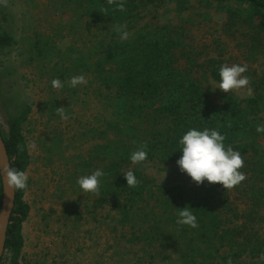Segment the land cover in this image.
Returning <instances> with one entry per match:
<instances>
[{"label":"trees","instance_id":"obj_1","mask_svg":"<svg viewBox=\"0 0 264 264\" xmlns=\"http://www.w3.org/2000/svg\"><path fill=\"white\" fill-rule=\"evenodd\" d=\"M67 1L88 19V29L96 27L99 38L92 48L75 51V55L65 53L66 58L60 60L62 73L92 76L96 96L110 117H104L99 128L83 141L88 145L87 155L67 156L62 151V138L44 140V159L51 162L56 158L58 168L66 171L60 174L59 191L76 194L81 176L103 170L96 202L99 206L111 204L121 227L131 230L125 237L141 246L137 260L142 264L166 259L171 264H228L229 259L231 264H264L259 260L264 253V133L256 132V126L264 124V72L247 75L253 96L229 92L214 98L209 81L220 83L219 67L228 64L219 38L198 48L191 42V28L185 24L137 26L141 13L151 5L173 4L182 16L189 0H125L124 12L107 0ZM216 1L226 14L224 32L229 36L242 34L248 59L255 54L264 56V0ZM206 2L213 5V0ZM123 25L130 33L125 41L116 30ZM14 44L11 33H0V49ZM49 45L38 36L34 53L53 60ZM59 65L54 63V72L59 71ZM7 79L5 71L0 73V101L16 106L17 111L8 119L7 132L0 129V133L10 164L27 171L32 157L23 126L31 106L17 84L6 83ZM57 104L53 98L49 105L53 109ZM191 128L219 130L226 138L225 146L245 156L240 171L247 178L240 185L225 190L220 184L204 181L195 191L181 185L169 187L147 173L145 165L149 163L177 164L182 156L179 140ZM141 144H147L148 158L133 165L130 155ZM18 145L24 151H18ZM129 169L140 181L137 187L127 186L123 174ZM186 205L197 216V228L176 224V208ZM30 212L25 190L16 191L5 246L10 254L8 264H21L23 225Z\"/></svg>","mask_w":264,"mask_h":264},{"label":"rangeland","instance_id":"obj_2","mask_svg":"<svg viewBox=\"0 0 264 264\" xmlns=\"http://www.w3.org/2000/svg\"><path fill=\"white\" fill-rule=\"evenodd\" d=\"M189 2V8L182 16L173 4L151 5L143 10L137 26L185 24L191 28V42L198 48L219 38L229 65L246 63L248 72L245 75L264 72V56L255 54L253 59H248L246 39L242 34L229 36L224 32L226 14L218 8L216 0L212 6H208L206 0ZM87 21L67 0H8L7 7L0 5V33L9 32L15 38L12 47L0 49V73L6 72V83L14 81L30 104L31 113L23 133L28 145L31 141L36 144L34 150L28 147L32 161L26 171L29 179L25 199L31 212L23 225L25 243L21 264H142L137 260L141 246L131 242L129 236L125 237L131 230L121 227L120 217L112 205L99 206L97 195L84 193L80 188L76 194L61 193L58 180L66 171L58 168L56 158L51 162L44 159L46 153L42 144L46 138H62L65 141L62 151L67 156L87 155L88 145L83 141L99 128L104 117H110L109 110L106 111L96 96L97 84L92 76L83 74L87 84L70 88L67 81L76 75L62 73L60 60L66 58L65 53L75 55V51L87 50L97 44V29H88ZM38 36L50 44L53 60L46 56L41 59L34 53L33 45ZM55 62L60 64L57 72L53 71ZM54 78L65 82V86L54 89L51 85ZM209 83L212 97L226 94L218 89L219 83L211 80ZM231 92L240 97L248 96L246 90ZM53 98L58 104L51 109L49 104ZM61 106L66 108L68 120H62L56 114L55 109ZM16 111V106L0 101L2 132H7L8 119ZM261 144L264 148V138ZM145 167L150 176L167 182L169 187L181 185L196 191L203 185L197 186L177 164L149 163ZM232 198L237 204L234 193ZM1 199L2 190L0 202ZM9 255L6 251L2 264L9 263ZM144 262L171 264L169 259Z\"/></svg>","mask_w":264,"mask_h":264},{"label":"clouds","instance_id":"obj_3","mask_svg":"<svg viewBox=\"0 0 264 264\" xmlns=\"http://www.w3.org/2000/svg\"><path fill=\"white\" fill-rule=\"evenodd\" d=\"M108 4H115L121 12L126 11L125 0H107ZM0 5L7 7L8 0H0ZM127 26H118L117 32L120 34V40L129 39L130 33L126 30ZM248 72V65L245 64H222L219 67L220 83L218 89L225 93L231 91L246 90L248 96L254 95V89L251 87L250 78L245 75ZM87 79L84 75L73 76L67 81L70 88H76L80 85H86ZM54 89H62L65 82L58 78L51 81ZM56 114L62 120H68L69 117L66 108L61 106L55 109ZM256 132L264 133V124L256 126ZM225 136L217 129L197 130L191 128L183 134L179 140L182 146L181 158L177 161V165L182 173H186L197 186L207 181L209 184H220L225 190H231L243 182L247 177L240 171L245 166V156L240 151H234L233 148L225 146ZM28 147L32 150L36 148L34 141L29 142ZM18 151H24L21 146H17ZM148 158L147 144H141L130 155L133 165L141 164ZM101 169L94 170L89 175L81 176L77 183L84 193L100 194L101 178L104 176ZM124 178L128 187H137L140 181L135 173L129 169L124 172ZM0 179H2L5 190L9 193L16 191H24L28 187V173L24 170L17 169L12 166L6 158L0 161ZM178 226H189L197 228V216L193 213L190 206L186 205L183 209L176 208ZM3 213H0L2 215ZM260 261H264V253L259 256ZM228 264H231L229 259Z\"/></svg>","mask_w":264,"mask_h":264},{"label":"water","instance_id":"obj_4","mask_svg":"<svg viewBox=\"0 0 264 264\" xmlns=\"http://www.w3.org/2000/svg\"><path fill=\"white\" fill-rule=\"evenodd\" d=\"M4 158H6L7 161L10 163L5 142L0 133V161H2ZM1 187H2V199H1L0 213L3 214L0 215V264L5 254L7 232L15 204V197H16V192L9 193L5 190L2 179H1Z\"/></svg>","mask_w":264,"mask_h":264}]
</instances>
